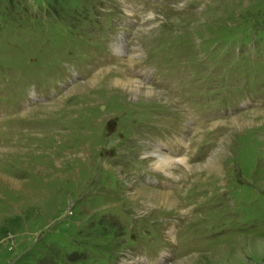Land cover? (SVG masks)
Here are the masks:
<instances>
[{
  "label": "rangeland",
  "instance_id": "obj_1",
  "mask_svg": "<svg viewBox=\"0 0 264 264\" xmlns=\"http://www.w3.org/2000/svg\"><path fill=\"white\" fill-rule=\"evenodd\" d=\"M174 262L264 264V0H0V264Z\"/></svg>",
  "mask_w": 264,
  "mask_h": 264
},
{
  "label": "bare ground",
  "instance_id": "obj_2",
  "mask_svg": "<svg viewBox=\"0 0 264 264\" xmlns=\"http://www.w3.org/2000/svg\"><path fill=\"white\" fill-rule=\"evenodd\" d=\"M128 62H132V59H128L127 60ZM130 74H126V76H128ZM137 78V77H136ZM132 79V78H130ZM138 79V78H137ZM134 80V79H133ZM132 80V81H133ZM130 81V80H129ZM132 81L130 82H125L124 80L121 81V82H113L115 88H117L116 90L119 91V93L121 91H123V93H128L130 94V92L136 96H146V97H154L158 92L155 91V89L147 87L143 82L141 81H138V82H134L132 83ZM131 94V95H132ZM257 115V114H256ZM237 118V117H236ZM234 124V122H233ZM248 124L249 122H246V121H238L237 125H238V128H236L237 132H235L236 134H241L242 131H240V129L244 128V129H247L248 128ZM252 124V123H251ZM247 127V128H246ZM227 137H230L229 135ZM226 137V138H227ZM226 141V140H225ZM156 150V149H155ZM154 153V152H153ZM155 153L157 154V157H158V161H157V165L163 169L166 173H168L169 175H171L170 171H171V168L175 165V163L177 161H183V160H178L176 158H174V156H172L171 154H167L165 151H164V146H161L160 150H157L155 151ZM155 156V155H154ZM187 159V158H186ZM186 161V160H185ZM183 163V162H182ZM184 164V163H183ZM185 166V165H184ZM192 166V165H191ZM188 168H190L188 166ZM17 183V182H16ZM18 184V183H17ZM147 190V189H146ZM168 193L165 194V197H163L161 194L159 195H153L154 199L157 200V201H160V202H165L166 199H173L169 196V194L167 195ZM176 263H179V262H174L173 264H176Z\"/></svg>",
  "mask_w": 264,
  "mask_h": 264
}]
</instances>
